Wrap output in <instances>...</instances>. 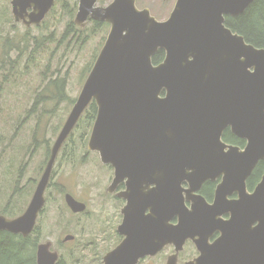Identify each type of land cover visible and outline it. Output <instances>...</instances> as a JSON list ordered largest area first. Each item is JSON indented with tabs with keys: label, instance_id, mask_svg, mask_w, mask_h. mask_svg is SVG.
<instances>
[{
	"label": "water",
	"instance_id": "obj_1",
	"mask_svg": "<svg viewBox=\"0 0 264 264\" xmlns=\"http://www.w3.org/2000/svg\"><path fill=\"white\" fill-rule=\"evenodd\" d=\"M255 1L176 0L159 22L148 9H137L136 0L104 7L78 0L74 24L107 23L109 33L25 212L0 215V231L24 238L33 232L55 160L95 102L87 150L113 168L107 191L124 183L117 196L126 201L116 228L122 240L102 264H139L168 246L173 254L165 264H178L187 241L199 255L184 264H264V174L251 193L246 190L264 160V48L225 25L226 16L242 15ZM54 2L11 0V14L25 27L39 25ZM158 51L164 59L154 65ZM227 128L245 141L243 148L222 140ZM218 178L208 203L199 192ZM64 202L73 214L86 210L70 194ZM50 249L49 242L37 245L36 264L57 262Z\"/></svg>",
	"mask_w": 264,
	"mask_h": 264
},
{
	"label": "rangeland",
	"instance_id": "obj_2",
	"mask_svg": "<svg viewBox=\"0 0 264 264\" xmlns=\"http://www.w3.org/2000/svg\"><path fill=\"white\" fill-rule=\"evenodd\" d=\"M10 1L0 0V215L17 217L26 207L30 190L26 182L45 162L46 150L56 140L110 27L90 21L77 28L76 0L57 1L39 25L25 27L14 21ZM112 1L98 0L97 5ZM175 2L136 0V7L148 9L162 22ZM93 123L94 118L83 113L63 144L53 168L55 186L32 235L37 245L51 243L63 264H102L121 240L116 228L123 204L105 191L112 172L97 152L87 150ZM65 193L86 204V210L76 215L69 211ZM66 236L74 239L64 242ZM195 253L187 242L178 264L191 261ZM172 254L173 247L168 246L139 264H165Z\"/></svg>",
	"mask_w": 264,
	"mask_h": 264
},
{
	"label": "trees",
	"instance_id": "obj_3",
	"mask_svg": "<svg viewBox=\"0 0 264 264\" xmlns=\"http://www.w3.org/2000/svg\"><path fill=\"white\" fill-rule=\"evenodd\" d=\"M96 25L99 26V24ZM225 25L233 33L242 36L246 43L256 48H264V0H256L253 2L242 15L237 17L226 16ZM164 55V51H158L152 57V64L157 65L161 63ZM96 110V104L92 102L84 111V114L87 113L90 118L95 119ZM222 140L225 143L240 148L245 145V141L231 135L227 131L223 133ZM263 174L264 160L257 164L255 170L250 175L248 186L252 188ZM201 189L202 195L210 199L214 189V183L206 182ZM33 233L24 238L20 235L0 231V264H36L37 244L32 239ZM59 264L62 263L59 262Z\"/></svg>",
	"mask_w": 264,
	"mask_h": 264
},
{
	"label": "flooded vegetation",
	"instance_id": "obj_4",
	"mask_svg": "<svg viewBox=\"0 0 264 264\" xmlns=\"http://www.w3.org/2000/svg\"><path fill=\"white\" fill-rule=\"evenodd\" d=\"M57 1H59V0H55V2H54V5L57 3ZM76 3H78V0H76ZM53 5V6H54ZM77 9H78V7H77ZM74 10V9H73ZM91 23H95V24H101V22H96V21H91ZM105 24H107V23H105ZM108 26H109V24H107ZM110 27V26H109ZM77 28H80V27H77ZM80 29H82V28H80ZM53 93H55V92H53ZM229 132L231 135H233L232 133H231V131H230V128H227L223 133H225V132ZM234 136V135H233ZM35 141H37V142H39L37 139H35ZM244 141V140H243ZM47 143V142H46ZM227 144H229V143H227ZM48 145H49V143H48ZM62 149V148H61ZM50 150L51 149H49V150H46V158H45V162L43 163V165L41 166V167H39L38 168V171H37V173H36V177L34 178V179H29L26 183H28L29 184V192H28V195H27V197H26V207H25V209H24V211L21 213V214H23L24 212H25V210H26V208H27V206H28V204H29V202H30V200H31V198H32V196H33V194H34V192H35V190H36V187H37V185H38V183H39V180H40V178L42 177V174H43V172H44V169H45V167H46V164H47V162H48V159H49V157H50ZM61 151V150H60ZM32 153H29V154H27L28 155V157H31L32 155H31ZM24 166V165H23ZM23 166H22V168H21V171L23 172ZM105 167H108L109 169H110V171L112 172V175H114V171H113V168L110 166V165H104ZM53 168H54V166H53ZM256 168V167H255ZM255 170V169H254ZM253 170V171H254ZM253 173V172H252ZM53 177H54V172H53V169H52V172H51V175H50V178H49V180H48V183H47V185H46V188H45V191H44V194H43V196H44V201H45V203H44V206H43V208H42V210L40 211V213L38 214V216L43 212V210H44V207L47 205V202H48V200H49V197H50V189L53 187V186H55V184L53 183V181H52V179H53ZM112 180H113V177H112V179H111V182H110V184L112 183ZM260 180V179H259ZM250 181V176L247 178V180H246V190H247V192L248 193H251L252 191H253V189L255 188V186L257 185V183L259 182V181H257L254 185H253V187L252 188H250L249 186H248V182ZM220 182V179L218 178L216 181H214V182H212V183H214V189H213V192H212V196H211V198L210 199H208L207 197H204L203 195H202V193H201V191H202V189L200 190V192H199V194L201 195V196H203L204 197V199L208 202V203H211L212 201H213V196H214V190H215V188H216V185L218 184ZM109 184V185H110ZM204 185V184H203ZM109 187V186H108ZM107 187V188H108ZM203 187V186H202ZM123 190H125V185H124V183H121V184H119L118 185V187H117V189H116V191H114L113 193H108V191H107V189L105 190L106 191V194L107 195H109L110 197H113L116 201H118V202H120V203H122L123 204V206L126 204V201L124 200V199H122V198H120V197H118L117 196V194L118 193H120L121 191H123ZM66 194H68V193H65L64 194V197H65V195ZM76 201H78L79 202V200H77L76 199V197L75 196H73V195H71ZM237 198V196L234 194V195H232V196H230V197H228V199H230V200H232V199H236ZM80 203H81V201H80ZM85 206H86V204H85ZM122 209V208H121ZM70 211V210H69ZM80 214V213H79ZM76 215V214H75ZM120 215H121V213H120ZM5 217H7V216H5ZM122 217V216H121ZM7 218H15V217H7ZM225 218H227V217H225ZM37 219H38V217H37ZM37 221V220H36ZM35 231V228H34V230H33V232ZM32 232V233H33ZM36 232V231H35ZM34 232V233H35ZM33 233V234H34ZM119 236V235H118ZM218 235H215L212 239H211V241H213L216 237H217ZM120 237V236H119ZM121 238V237H120ZM74 239V238H73ZM121 240H122V238H121ZM120 240V241H121ZM70 241H72V240H70ZM187 242H190V241H187ZM186 242V243H187ZM191 243V242H190ZM51 250V249H50ZM52 251V250H51ZM195 251H196V253L194 254L195 256V258H197L198 257V255H199V253L197 252V250L195 249ZM194 258V259H195ZM145 259V258H144ZM144 259H142V260H144ZM142 260H140V262L139 263H141V261ZM193 260V259H192ZM59 262H60V260H59V255H58V260H57V262L55 263V264H59ZM63 264V263H62ZM184 264V263H183Z\"/></svg>",
	"mask_w": 264,
	"mask_h": 264
}]
</instances>
